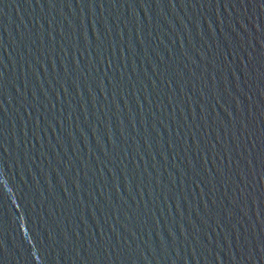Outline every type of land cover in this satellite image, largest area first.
I'll use <instances>...</instances> for the list:
<instances>
[{
  "label": "water",
  "instance_id": "water-1",
  "mask_svg": "<svg viewBox=\"0 0 264 264\" xmlns=\"http://www.w3.org/2000/svg\"><path fill=\"white\" fill-rule=\"evenodd\" d=\"M0 264H264V161L43 0H0Z\"/></svg>",
  "mask_w": 264,
  "mask_h": 264
}]
</instances>
